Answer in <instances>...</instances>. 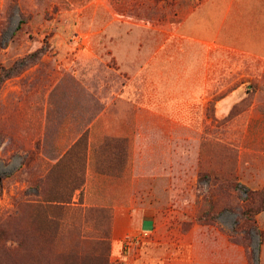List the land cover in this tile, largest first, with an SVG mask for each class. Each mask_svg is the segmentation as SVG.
Listing matches in <instances>:
<instances>
[{"label": "rangeland", "instance_id": "1", "mask_svg": "<svg viewBox=\"0 0 264 264\" xmlns=\"http://www.w3.org/2000/svg\"><path fill=\"white\" fill-rule=\"evenodd\" d=\"M202 1L0 0V68L44 52L0 78V264H264V58L188 46Z\"/></svg>", "mask_w": 264, "mask_h": 264}, {"label": "crops", "instance_id": "2", "mask_svg": "<svg viewBox=\"0 0 264 264\" xmlns=\"http://www.w3.org/2000/svg\"><path fill=\"white\" fill-rule=\"evenodd\" d=\"M178 21L176 32L180 38L187 40L188 46L197 47L204 43L205 47L209 48H229L231 47L232 35H235L234 38L238 37L239 39H243V36H245L248 42L244 43L242 51L256 59L264 58V0H203L197 7H193L185 13ZM242 90V88H236L230 92L222 93L217 88H210L204 93L198 90L193 94L224 95L223 98L218 100L217 105L220 111L222 108L227 110L232 103L231 97L243 92ZM165 124L167 128V122ZM160 127H163L162 123ZM60 140L65 142L63 138ZM78 140L77 137L72 142L76 143ZM91 150L90 146L87 152L88 165L86 171H97L90 164ZM129 164L128 171L131 169V160ZM151 220L152 218L146 217L143 219V223L148 224Z\"/></svg>", "mask_w": 264, "mask_h": 264}, {"label": "trees", "instance_id": "3", "mask_svg": "<svg viewBox=\"0 0 264 264\" xmlns=\"http://www.w3.org/2000/svg\"><path fill=\"white\" fill-rule=\"evenodd\" d=\"M126 5L127 3L125 2V5L123 6H126ZM24 23H25L24 19L21 18L19 22V28H21V26ZM39 52L44 53L42 50L36 51L14 62L9 67L1 66L0 78L7 79L9 77L18 75L19 73H21L22 70L26 68V66H29V64H31L32 62L36 60ZM2 180L3 179L0 176V184L2 183ZM236 189L246 194L245 198L250 204V206H248L247 208H242L239 212L242 218H245L248 221L249 227H251L249 229H251L252 231H255V233L257 234L259 244H262L263 231L259 228L256 221L254 220V215L255 213H259L264 210V189L260 191H254V190L249 189L247 186L241 183H238L236 185Z\"/></svg>", "mask_w": 264, "mask_h": 264}]
</instances>
